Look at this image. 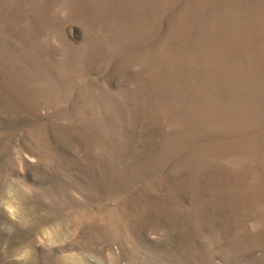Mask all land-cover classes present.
Instances as JSON below:
<instances>
[{"label":"rangeland","instance_id":"374dc122","mask_svg":"<svg viewBox=\"0 0 264 264\" xmlns=\"http://www.w3.org/2000/svg\"><path fill=\"white\" fill-rule=\"evenodd\" d=\"M0 264H264V0H0Z\"/></svg>","mask_w":264,"mask_h":264}]
</instances>
